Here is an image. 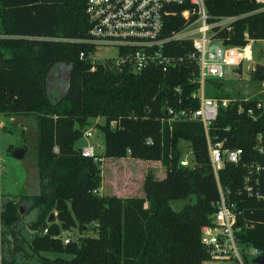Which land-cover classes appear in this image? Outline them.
I'll list each match as a JSON object with an SVG mask.
<instances>
[{"label": "trees", "instance_id": "16d2710c", "mask_svg": "<svg viewBox=\"0 0 264 264\" xmlns=\"http://www.w3.org/2000/svg\"><path fill=\"white\" fill-rule=\"evenodd\" d=\"M86 2L0 0V114L32 119L36 166L30 190L0 210V264L211 261L200 237L201 228L212 225L217 184L234 204L236 244L264 257V95L231 100L220 89L222 79L208 78L203 96L228 103L217 108L206 133L200 122L174 119L198 106L192 97L198 84L192 82L197 70L188 58L190 42L165 46L166 55L183 58L165 72L147 68L134 74L117 70L111 62L93 63L88 58L93 47L77 42L89 29ZM261 7L252 0H204L208 16L235 17L218 33L224 46L264 41ZM165 25L166 32L177 31L183 20L168 18ZM248 76L251 82L264 83V64H255ZM50 82L56 87L52 93ZM257 102L260 109L255 108ZM248 108L255 119L246 115ZM94 119L102 120L96 123L102 151L84 157L79 141ZM206 138L223 150H240L238 163L223 161L214 176ZM180 140L187 143L192 169L178 165ZM100 159L157 162L164 175L155 179L146 170L141 196H99L93 191L100 188ZM255 167L262 170L255 173ZM249 170L250 177L258 179L260 199L242 191ZM181 200L186 203L172 210L170 204ZM19 205L26 208L23 214ZM24 228L42 234L28 241L21 234ZM73 231L81 236L63 244L62 234ZM44 253L67 258L50 259ZM240 257L247 264L245 254Z\"/></svg>", "mask_w": 264, "mask_h": 264}, {"label": "built area", "instance_id": "2783aa9c", "mask_svg": "<svg viewBox=\"0 0 264 264\" xmlns=\"http://www.w3.org/2000/svg\"><path fill=\"white\" fill-rule=\"evenodd\" d=\"M255 4L264 6V0H252ZM85 14L89 24L87 37L77 42L97 48L109 47L115 55L108 58L117 70L126 69L137 74L147 68H158L161 72L182 62L183 58H174L165 54V46L171 42H190L192 53L188 56L196 66L197 75L192 82L198 84V89L192 94L198 106L193 111L179 112L174 119L194 120L200 122L206 133L208 126L215 119L217 108L225 107L228 100L206 98L203 96L205 79H222L227 68H238L252 59L251 42L242 46L222 45L218 33L235 20V17H210L206 14L204 0H87ZM179 16L183 26L177 31L166 32L165 20ZM245 39L246 35H244ZM85 58L84 52L79 55ZM253 66L250 68L252 70ZM176 91H178L176 89ZM261 103L255 104L256 109ZM237 112H242L238 107ZM171 114V110H167ZM248 117L255 119L253 110H245ZM162 121V120H160ZM168 124V122H167ZM113 126L112 124L110 125ZM92 136L91 131L83 134L84 140ZM149 143V141H146ZM209 163L214 176L222 167L223 161L237 164L240 150H223L220 143L212 144L206 138ZM189 152V151H188ZM84 157H93L92 146L81 147ZM180 167L192 169L193 162L180 158ZM251 168V167H249ZM262 170L254 168V172ZM251 170L243 178L242 191L246 196L260 199L258 179L250 177ZM99 188L93 191L99 194ZM218 199L215 212L211 216L212 225L201 228V244L206 248L212 262H237L242 264L234 239L235 213L234 204L228 203L227 192H223L217 184ZM47 233V229L43 234ZM63 244H68L70 238H61ZM251 254L257 256L254 249Z\"/></svg>", "mask_w": 264, "mask_h": 264}, {"label": "rangeland", "instance_id": "374dc122", "mask_svg": "<svg viewBox=\"0 0 264 264\" xmlns=\"http://www.w3.org/2000/svg\"><path fill=\"white\" fill-rule=\"evenodd\" d=\"M262 9H264V6L261 7L260 10ZM251 47L252 59L250 62L238 67V70L235 68L225 69L220 89H222V92L226 93L231 100H248L264 95V83L257 84L251 82L248 76L252 66L255 64H264V56L262 53L264 41H252ZM114 55V49L103 47L92 51V53L88 55V58L93 63L99 62L103 64L110 62L108 58H112ZM67 79L68 78L65 77L63 83H66ZM49 90L51 93L56 90V87L52 86V82L49 83ZM31 120L22 117L9 118L0 114V210L7 201H16L15 196L19 195L22 191H29V182L33 180L32 178H35V133H33V124ZM90 122V125L83 130V134L90 130L92 136L88 138V140L81 138L79 146H92L93 156H97L101 154L102 151V138L94 121ZM101 122L102 120L97 124H101ZM19 149L23 150V157L21 159H16L12 154ZM177 151L180 154V158H190L186 142L181 140L178 141ZM98 164L101 178V190L98 192L99 196L109 195L112 194V192H116V194H120L121 196H137L146 170L150 169L155 179H161L164 174V168L159 164L144 165L142 162L133 159H100L98 160ZM185 203L186 201L183 200L174 201L170 204V207L172 210L177 211ZM18 207L23 214L26 210L25 206L19 205ZM53 216H56L55 212ZM21 234L26 240L31 241L35 235H41L42 232H33L24 228ZM79 235L77 231L65 232L62 234L61 238L65 239L69 237L70 240H76ZM236 248L239 256L242 253L245 254L247 264H254L252 261L257 256L251 254L252 249L243 248L238 245ZM42 256L50 259L66 257L54 253H44ZM203 264L220 263L208 261L203 262ZM227 264L239 263L234 261L227 262Z\"/></svg>", "mask_w": 264, "mask_h": 264}, {"label": "crops", "instance_id": "0c3cea01", "mask_svg": "<svg viewBox=\"0 0 264 264\" xmlns=\"http://www.w3.org/2000/svg\"><path fill=\"white\" fill-rule=\"evenodd\" d=\"M101 119H94L92 121H94V123H98ZM136 161V160H135ZM139 161V160H137ZM139 162H142L144 165H149V164H159L157 162H145V161H139ZM164 175V174H163ZM99 190H101V187L99 188ZM111 195H116V196H119V197H131V196H127V195H123L121 196L120 194H116V192H112ZM142 195V191H141V186H140V190H139V193L137 194V196H141ZM216 263H220V264H227V262H216ZM203 264V263H202Z\"/></svg>", "mask_w": 264, "mask_h": 264}, {"label": "water", "instance_id": "95a60500", "mask_svg": "<svg viewBox=\"0 0 264 264\" xmlns=\"http://www.w3.org/2000/svg\"><path fill=\"white\" fill-rule=\"evenodd\" d=\"M13 157L16 158V159H21L23 157V150L22 149H19V150H16L13 152ZM254 264H264V257H256L254 260H253Z\"/></svg>", "mask_w": 264, "mask_h": 264}]
</instances>
